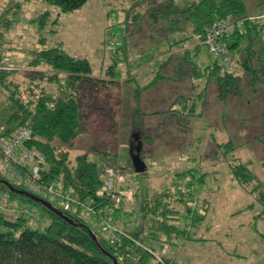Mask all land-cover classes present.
<instances>
[{
    "label": "rangeland",
    "instance_id": "obj_1",
    "mask_svg": "<svg viewBox=\"0 0 264 264\" xmlns=\"http://www.w3.org/2000/svg\"><path fill=\"white\" fill-rule=\"evenodd\" d=\"M6 1L0 0V9ZM20 1H24L22 10L10 15L15 21L6 32L5 66L13 72L14 81L27 79L22 73L28 71L32 51L43 46L38 41L41 36L46 37V47L61 42L68 53L89 61L96 84L86 106L87 128L71 145L62 147L68 149L71 160L92 146L106 150L109 154L91 153V159L106 161L105 165L119 168L127 176L138 198L134 201L133 195L122 204L127 214L124 220L118 218L119 226L139 230V240L154 249L145 264H162L158 258L164 257L171 258L173 264H264L263 206L232 178L229 167L231 161L247 163L264 183L263 85H255L258 90H253L244 71H239L240 90L234 94L219 96L215 84H210L197 108L202 114L189 119L190 128L181 127L171 118L169 105L179 95L198 93L203 79L197 87L188 85L196 84L189 79L185 82L175 77L142 89L157 74L158 59L166 57L167 50L152 40L153 29L147 23L141 19L133 22V17L127 23L132 0H87L62 13L54 33L48 31L51 25L39 29L29 19L45 9L56 12V7L43 0ZM244 1L246 13L258 23L254 36L264 40V0ZM207 51L201 44L197 60L204 65L215 61ZM232 61L230 57L224 66L238 70ZM0 126L5 130V124ZM135 130L138 136L130 146L135 150L143 137L142 173L134 171L129 148ZM229 140L235 146L233 151L220 146ZM106 179L104 175L103 186ZM190 181L192 186L187 184ZM165 189L171 195L169 209L173 211L169 215L175 218H164L162 223L151 213L154 202L146 199ZM188 189L191 195H187ZM164 202L157 206L161 217L168 215ZM9 203L27 204L42 213L39 205L21 197L10 198L6 189H0V205ZM82 217L91 230L102 235L95 221ZM168 224L174 227H165ZM27 226L39 228L43 223L29 218ZM149 232L154 239L149 238Z\"/></svg>",
    "mask_w": 264,
    "mask_h": 264
},
{
    "label": "trees",
    "instance_id": "obj_2",
    "mask_svg": "<svg viewBox=\"0 0 264 264\" xmlns=\"http://www.w3.org/2000/svg\"><path fill=\"white\" fill-rule=\"evenodd\" d=\"M43 1L56 7L57 11L42 10L29 21L37 23L39 29H45L47 24L51 25L48 31L54 33L60 15L81 7L87 0ZM23 3L24 1L20 0H7L0 9V125H6L1 133L7 135L20 126L29 127L32 138L27 142V146L36 148L43 155V177L46 180H56L80 199L98 200L100 204H105L108 200L106 192L104 191L102 196L97 193L103 186L104 175L107 177L104 169L107 166L106 161L96 162L90 155L109 152L92 146L71 160L68 149L62 147L71 145L87 128L86 106L90 92L96 84V80L91 76L89 61L68 53L61 42L56 46L46 47V37L41 36L38 41L43 46L32 51L28 71L22 73L27 79L21 83L14 81L13 72L5 66L8 50L6 32L15 21L10 15L20 12ZM14 7L16 9L13 10ZM246 12L244 0H132L127 23H130L132 17L135 19L133 22L141 19V22L147 23L153 29L152 40L157 45H164L167 50L164 55L166 57L158 59L157 74L153 75L151 81L142 89L175 77L185 82L189 79L195 83L203 79V86L198 93L179 95L170 103L168 110L172 112L171 118L177 125L190 128L189 119L202 114L201 109L197 112V108H200V101L206 95L210 84H215L219 95L224 97L240 90L241 75L238 70L218 65L216 62L202 67L197 60L206 33L216 23H243L241 30H235L224 41L231 51L247 40L245 56L240 55L234 59V63L238 69L248 74L252 86H264V40L263 37L254 36L253 31L258 28V23ZM254 41L256 43H253ZM134 126L137 127L135 124ZM137 136L138 131L135 130L130 137L129 148ZM141 138V141H137L140 154L143 137ZM220 146L225 151L235 149L231 140L221 143ZM229 167L232 178L244 185L263 206L260 216L264 217V183L258 181L251 173L247 163L231 161ZM128 180L126 176L123 182H117L116 185L132 190ZM5 182H9L14 189L8 187ZM187 184L192 186L191 181ZM0 189H6L10 198L21 197L24 201L39 205L42 208L40 214L45 217L44 221H37L39 225L43 223V226L31 228L27 226L29 217L23 214L14 216L6 205H0V264H114L113 257L117 264H145L146 258L152 255L149 250L154 249L139 240V230L131 231L124 227V232L130 238L119 236L120 245L114 249L103 234L98 236L91 230L81 213H71L55 207L48 199L28 191L13 180L9 181L8 177L1 173ZM132 192L136 201L138 193ZM186 192L191 195L189 189ZM28 194L50 202L56 211L46 208ZM187 195L185 197H188ZM170 198L169 191L165 189L146 199L154 202L151 204V213L157 214L155 217L162 223H165L164 218H175L169 215L173 211L170 210ZM162 201H165L168 208V215L163 217L157 213V206ZM146 205L149 207L148 203ZM122 208L120 205L115 209V217L118 218L117 214ZM165 227L174 226L168 224ZM171 234L168 232L167 235ZM148 235L150 239L153 238L150 232ZM133 240L139 241L142 246ZM164 242L168 243L167 240ZM163 262L173 264L169 257H164Z\"/></svg>",
    "mask_w": 264,
    "mask_h": 264
},
{
    "label": "built area",
    "instance_id": "obj_3",
    "mask_svg": "<svg viewBox=\"0 0 264 264\" xmlns=\"http://www.w3.org/2000/svg\"><path fill=\"white\" fill-rule=\"evenodd\" d=\"M252 18V17H251ZM241 21L219 22L208 30L204 39L208 53L218 65H225L230 59V50L224 41L235 30L242 29ZM2 66L0 65V69ZM2 129V128H0ZM0 130V173L11 178L28 191L40 195L49 201H55L60 208L71 213H81L95 221L97 228L116 249L120 245L119 236L130 238L119 226V219L114 216L115 209L125 201L132 200L133 192L129 188H120L117 182H123L126 175L121 169L107 165L104 167L107 179L105 186L97 193L107 195V203L100 204L98 200L80 199L71 190L63 188L56 180H46L43 177V155L34 147L27 146L32 138V131L27 126H20L10 134H2ZM9 212L16 216L23 214L35 221H44L40 213L27 206L18 207L8 204ZM141 245L139 241L133 240ZM142 246V245H141ZM152 254L153 251L149 250ZM121 259V257H120ZM162 263L163 259L158 258Z\"/></svg>",
    "mask_w": 264,
    "mask_h": 264
},
{
    "label": "water",
    "instance_id": "obj_4",
    "mask_svg": "<svg viewBox=\"0 0 264 264\" xmlns=\"http://www.w3.org/2000/svg\"><path fill=\"white\" fill-rule=\"evenodd\" d=\"M139 152H140V148L138 146L135 147V150L133 148H130L131 160H132L134 171L136 173H142L145 170V165H144V163L140 157ZM5 183H6V185H8V187H10L11 189H14V188H12V186L9 182H5ZM28 196L31 197L32 199H34L35 201L42 203L46 208L56 211V209L51 205L50 202H48V201H46L40 197H37L35 195L28 194ZM91 235L93 238H95V235L92 232H91ZM112 259H113V263L117 264L116 259L114 257Z\"/></svg>",
    "mask_w": 264,
    "mask_h": 264
},
{
    "label": "crops",
    "instance_id": "obj_5",
    "mask_svg": "<svg viewBox=\"0 0 264 264\" xmlns=\"http://www.w3.org/2000/svg\"><path fill=\"white\" fill-rule=\"evenodd\" d=\"M253 17V16H252ZM260 17H262V16H260ZM253 19H255L254 17H253ZM242 42H245V43H240V45L238 46V47H236V48H234V49H232L231 50V56H232V60H234V59H236V58H239L240 57V55H243L244 54V56H245V46H246V41H242ZM253 43H256L255 41L253 42ZM208 52V51H207ZM209 54V53H208ZM234 61H232L231 63H233ZM199 64L202 66V67H204L205 65L204 64H202V63H200V61H199ZM209 64V63H208ZM234 65H236L235 63H233ZM207 65V64H206ZM239 71H243L242 69H238V72ZM190 82V81H189ZM195 83V82H194ZM187 84L188 85H190L191 87H197L198 85H197V83L196 84H193V83H188L187 82ZM250 84H251V82H250ZM252 86V85H251ZM259 86V85H258ZM264 87V86H263ZM256 88H258V87H256ZM254 86H252V89L253 90H255V91H257L258 89H256ZM263 89V88H262ZM216 90H217V87H216ZM218 91V90H217ZM217 93H219V92H217ZM219 95V94H218ZM220 96V95H219ZM261 120H262V122L264 123V114H263V118H261ZM236 182H238V181H236ZM239 183V182H238ZM240 184V183H239ZM240 185H242V184H240ZM243 186V188L246 190V191H248L247 190V188L244 186V185H242ZM249 192V191H248ZM250 193V192H249ZM250 194H252V193H250ZM253 195V194H252ZM254 196V195H253ZM255 197V196H254ZM122 212H124V214H122ZM126 214L127 213H125V211L124 210H120L119 212H118V218L120 219L121 217H123V220H124V218H125V216H126Z\"/></svg>",
    "mask_w": 264,
    "mask_h": 264
}]
</instances>
